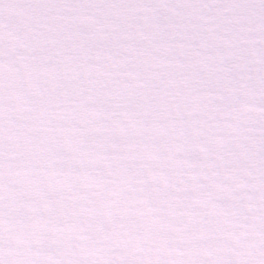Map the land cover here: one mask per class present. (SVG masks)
<instances>
[{"label": "snow or ice", "instance_id": "snow-or-ice-1", "mask_svg": "<svg viewBox=\"0 0 264 264\" xmlns=\"http://www.w3.org/2000/svg\"><path fill=\"white\" fill-rule=\"evenodd\" d=\"M0 264H264V0H0Z\"/></svg>", "mask_w": 264, "mask_h": 264}]
</instances>
